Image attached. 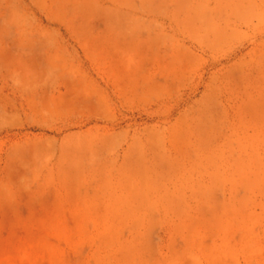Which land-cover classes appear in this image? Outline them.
<instances>
[{"label": "rangeland", "instance_id": "374dc122", "mask_svg": "<svg viewBox=\"0 0 264 264\" xmlns=\"http://www.w3.org/2000/svg\"><path fill=\"white\" fill-rule=\"evenodd\" d=\"M34 15L29 0H0V75L42 54L28 34L44 25ZM161 18L162 35L150 45L164 48L162 60L173 50L176 66L163 68L159 98L121 111L117 122L142 138L118 148L109 168L116 176L101 180L108 192L142 190L147 210L100 212L102 223L125 214L134 226L48 228L18 225L6 210L0 264H76L77 254H208L209 264H264V0H177ZM135 26L133 58H141L139 19ZM60 57V47H48V59ZM3 85L9 109L13 86Z\"/></svg>", "mask_w": 264, "mask_h": 264}, {"label": "crops", "instance_id": "0c3cea01", "mask_svg": "<svg viewBox=\"0 0 264 264\" xmlns=\"http://www.w3.org/2000/svg\"><path fill=\"white\" fill-rule=\"evenodd\" d=\"M175 1L29 0L44 24L28 32L42 54L16 74L0 75V83L13 86L9 95L14 103L4 106L5 87L0 86V224L7 210L14 212L18 225L34 228L137 225L125 214L100 222L102 209L148 208L142 190L108 192L101 180L116 176L109 168L118 162V148L128 150L142 138L134 140L127 126L117 122L121 111L159 98L163 68L176 66L173 50L162 60L164 48L158 41L150 45V36L162 35L157 24L164 12H174ZM138 19L142 57L133 58ZM49 46L60 47L62 57L48 59ZM150 52L156 57L150 58ZM131 157L126 152L122 160ZM209 256L77 254L76 264H209Z\"/></svg>", "mask_w": 264, "mask_h": 264}]
</instances>
